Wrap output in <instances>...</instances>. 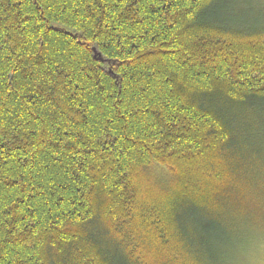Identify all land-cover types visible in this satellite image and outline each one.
<instances>
[{
    "label": "trees",
    "instance_id": "trees-1",
    "mask_svg": "<svg viewBox=\"0 0 264 264\" xmlns=\"http://www.w3.org/2000/svg\"><path fill=\"white\" fill-rule=\"evenodd\" d=\"M234 5L0 0V264H222L211 234L264 223V28Z\"/></svg>",
    "mask_w": 264,
    "mask_h": 264
},
{
    "label": "rangeland",
    "instance_id": "rangeland-1",
    "mask_svg": "<svg viewBox=\"0 0 264 264\" xmlns=\"http://www.w3.org/2000/svg\"><path fill=\"white\" fill-rule=\"evenodd\" d=\"M241 27L264 28V0H235L233 16ZM260 141V140H259ZM260 143V142H259ZM253 179V187L256 189L255 204L264 212V165L256 168ZM257 179V182L254 180ZM257 209L250 211L255 214ZM260 211L258 213V216ZM257 216V218H258ZM257 220V219H256ZM240 221L232 222V234L214 236L211 234V242L216 250H224L222 264H264V223L254 222L253 224ZM228 225V224H227ZM216 235L222 231H215ZM241 233L242 239L237 238Z\"/></svg>",
    "mask_w": 264,
    "mask_h": 264
}]
</instances>
